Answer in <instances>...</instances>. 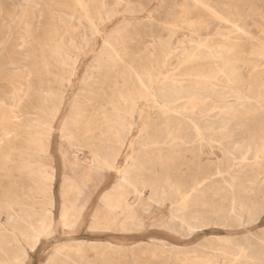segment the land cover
I'll return each instance as SVG.
<instances>
[{"label":"bare ground","instance_id":"bare-ground-1","mask_svg":"<svg viewBox=\"0 0 264 264\" xmlns=\"http://www.w3.org/2000/svg\"><path fill=\"white\" fill-rule=\"evenodd\" d=\"M55 3L57 11L53 2H45L50 16L43 35L37 36L28 8L17 18L19 30L32 39L28 48L26 37L20 36V44L34 60L27 79L31 105L15 86L16 103L5 108L3 131L10 133L7 112L12 108L20 114L15 115L16 128L31 129L46 115V126L54 130L55 119L70 117L61 136L112 169L120 164L121 151L134 134L132 143L140 146L142 156L119 169L120 179L136 191L139 185L149 187L150 198L157 202L164 201L169 189L174 216L190 230L212 223L246 227L259 221L264 215V11L256 0H169L161 6L164 18L156 21V15L148 14V27L160 29L151 30L154 43L144 47L140 30L130 20L114 28L108 38L101 36V28L118 17L121 8L129 19L145 13L132 1ZM83 22L91 28L92 38L81 31ZM252 24L260 34L253 32ZM98 36L103 46L95 54L92 41ZM135 38L139 40L134 45ZM92 51V60L79 78L81 60ZM95 70H104L110 88L102 87L96 113L86 115L77 108L62 117L75 81L86 84ZM8 97L7 90L0 88L4 107ZM182 165L194 171L188 173L190 179L181 174ZM0 214L6 216L5 222L0 217V264H8L7 260L15 264L12 252L26 251L23 244L12 246L17 233L34 248L45 225L8 191L0 193ZM206 247L213 257L226 258L229 264H264L263 229L224 237Z\"/></svg>","mask_w":264,"mask_h":264},{"label":"rangeland","instance_id":"rangeland-1","mask_svg":"<svg viewBox=\"0 0 264 264\" xmlns=\"http://www.w3.org/2000/svg\"><path fill=\"white\" fill-rule=\"evenodd\" d=\"M47 1L53 2L52 8L57 11L55 0H0V88H5L9 96L6 107L0 104V193L10 192L13 199L22 202L45 225L34 248L23 242L26 237L17 233L12 246L17 249L23 244L26 251L17 249V253L12 252L15 264H215L217 261L229 264L226 258L213 257L206 246L224 237L233 239L250 231L264 230V215L246 227L212 223L190 230L187 224L174 216L173 194L169 189L164 201L157 202L150 198L149 187L139 185V191H136L120 179L119 169L136 156H142L140 146L132 143L134 134L130 135L121 151L120 164L112 169L95 161L86 148L79 149L61 136L60 130L70 117L55 119L54 130L46 126V115H43L42 124L34 122L31 129L24 126L16 128L19 117L15 115L19 112L12 108L7 112L10 133L3 131L1 122L5 108L9 109L16 103L15 86L19 87L22 100L31 105L26 95L30 65L34 63L28 54L32 39L19 30L17 18L24 7L28 8L37 36L43 35L49 25ZM126 1H132L139 8L142 6L145 13L140 18L132 15L129 19L130 14L121 8L119 16L101 28V36L108 38L114 28L130 20L140 30L141 46H151L154 42L150 32L157 33L159 26L148 27V14L156 15V21L164 18L165 8L161 6L169 0ZM256 4L260 11H264V0H256ZM256 19L263 22L258 17ZM83 23L81 31L92 38L91 28ZM251 27L255 34H260L257 25L252 24ZM22 34L26 37V49L20 44ZM178 38L184 39V36L178 34ZM138 40L135 38L134 45ZM102 46L101 37L92 41L95 54ZM93 54L92 51L81 60L79 78ZM261 67L264 70V60ZM33 70L37 73L38 67L34 66ZM103 72L95 70L86 84L78 85L79 79L75 81L62 117L73 114L77 108L86 115L96 113L102 89L110 90ZM148 157L154 159L149 153ZM187 158H192V155L188 154ZM141 166L138 163V168L143 170ZM157 168L158 171L162 169L160 166ZM179 168L184 176L194 174L187 165ZM171 173L175 175L176 172ZM0 217L5 222V214H0ZM6 263L11 264L8 260Z\"/></svg>","mask_w":264,"mask_h":264}]
</instances>
